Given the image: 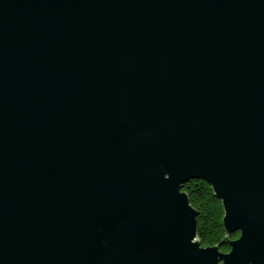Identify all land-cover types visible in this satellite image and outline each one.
<instances>
[{
    "label": "water",
    "instance_id": "95a60500",
    "mask_svg": "<svg viewBox=\"0 0 264 264\" xmlns=\"http://www.w3.org/2000/svg\"><path fill=\"white\" fill-rule=\"evenodd\" d=\"M0 264H264V0H0Z\"/></svg>",
    "mask_w": 264,
    "mask_h": 264
},
{
    "label": "trees",
    "instance_id": "16d2710c",
    "mask_svg": "<svg viewBox=\"0 0 264 264\" xmlns=\"http://www.w3.org/2000/svg\"><path fill=\"white\" fill-rule=\"evenodd\" d=\"M191 205L198 212L197 237L203 247L219 245L222 252L231 250L228 239L234 240L239 233L229 235L223 225L224 207L211 186L203 180H191L184 188Z\"/></svg>",
    "mask_w": 264,
    "mask_h": 264
}]
</instances>
